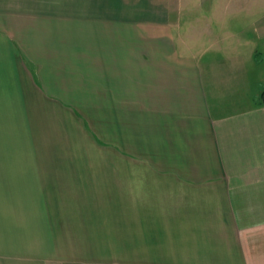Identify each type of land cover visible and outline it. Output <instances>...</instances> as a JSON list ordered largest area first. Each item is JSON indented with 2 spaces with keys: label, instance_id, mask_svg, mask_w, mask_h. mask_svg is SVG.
Here are the masks:
<instances>
[{
  "label": "crops",
  "instance_id": "0c3cea01",
  "mask_svg": "<svg viewBox=\"0 0 264 264\" xmlns=\"http://www.w3.org/2000/svg\"><path fill=\"white\" fill-rule=\"evenodd\" d=\"M247 1L184 20L169 0H0V116L37 94L112 153L56 173L0 155V264H264V0ZM97 232L108 260L80 246Z\"/></svg>",
  "mask_w": 264,
  "mask_h": 264
},
{
  "label": "rangeland",
  "instance_id": "374dc122",
  "mask_svg": "<svg viewBox=\"0 0 264 264\" xmlns=\"http://www.w3.org/2000/svg\"><path fill=\"white\" fill-rule=\"evenodd\" d=\"M248 7L247 0H169L168 4V10L173 12V14L175 13V15L177 12H181L184 20H188L189 12L197 14L204 11L216 12L218 18L221 19L226 14L234 15L237 11L247 9ZM217 38L214 41L218 44L220 40H217ZM230 39L231 37H229ZM29 46L33 49L30 48L33 56H37V46ZM53 95L55 94L53 93ZM35 97L36 100L30 101L29 109H27L29 100H24L22 96L20 101L21 108L16 107L14 110H4L5 112H9V114L0 116V155L13 154L16 156H31L35 159L47 156L48 160L53 162L52 165L50 164L51 167L53 166V173L59 172L54 169L65 164H56L55 161H59L60 158H64L66 155H79L92 158L100 157V159L101 157H109L112 155V153L104 149L90 146L91 141L88 139V136L85 139H78V136L82 135L81 133H75L73 136L69 135L75 138V141L68 140L72 138H67V132H65L64 127L62 128L60 126L62 124L57 108H55L57 107L55 106L56 101L52 104L46 100V103L40 100L37 94ZM22 107L26 108L22 110ZM12 111H17L18 115H14ZM45 112L49 114L43 115ZM72 145H78L79 147L71 148ZM95 236H97V242L91 244L90 240L92 238H90L88 242L80 245L81 248L86 253H100L102 258L108 260L109 252L112 250V244L105 243L101 239L102 237H99V232ZM56 246H58V249L59 246L64 249L66 245H54V247Z\"/></svg>",
  "mask_w": 264,
  "mask_h": 264
},
{
  "label": "trees",
  "instance_id": "16d2710c",
  "mask_svg": "<svg viewBox=\"0 0 264 264\" xmlns=\"http://www.w3.org/2000/svg\"><path fill=\"white\" fill-rule=\"evenodd\" d=\"M259 106H264V92L259 97Z\"/></svg>",
  "mask_w": 264,
  "mask_h": 264
}]
</instances>
